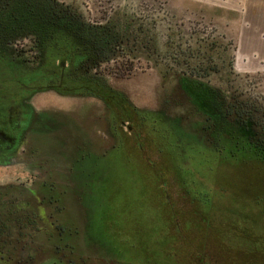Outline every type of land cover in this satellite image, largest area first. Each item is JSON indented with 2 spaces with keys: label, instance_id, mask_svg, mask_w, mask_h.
Instances as JSON below:
<instances>
[{
  "label": "rangeland",
  "instance_id": "obj_1",
  "mask_svg": "<svg viewBox=\"0 0 264 264\" xmlns=\"http://www.w3.org/2000/svg\"><path fill=\"white\" fill-rule=\"evenodd\" d=\"M56 1L89 22L114 18L122 59L87 73L107 85L96 88L93 98H61L55 90L31 98L43 109L40 116L52 111L58 127L48 134L49 146L36 147L32 164L40 172L1 168L0 184L34 181L12 200L17 209L26 208L22 214L36 210L42 230L30 243L36 228L26 229L19 216L0 220L6 222L0 226V264H264V151L240 130L216 137L205 131L210 122L200 105L162 79L147 60L146 40L132 39L137 19L144 27L158 21L161 39L168 32L162 19H172L183 34V52L196 44L190 41L186 50V34L202 32L217 47L227 46L224 53L214 51L223 55L211 84L264 102V31L257 42L246 37L249 30L241 39V11L228 19L221 5L191 0ZM225 53L232 56V74L220 66L229 59ZM11 58L0 53V97L36 79ZM42 71L38 87L56 81ZM69 86L75 94L83 89L74 78ZM106 121L115 124L120 143L111 139Z\"/></svg>",
  "mask_w": 264,
  "mask_h": 264
},
{
  "label": "trees",
  "instance_id": "obj_2",
  "mask_svg": "<svg viewBox=\"0 0 264 264\" xmlns=\"http://www.w3.org/2000/svg\"><path fill=\"white\" fill-rule=\"evenodd\" d=\"M111 19L104 24L89 22L82 12L56 0H0V53L11 55L13 64H21L23 73L29 74L43 68L46 69L44 74L53 72L51 65L61 72L60 64L54 65L55 62H68L71 77L76 82H92L106 88L103 80L86 77L83 70L101 69L113 58L122 59V53H118L120 46H116L120 44V37ZM162 21L167 25L165 39H161L164 33L158 30V21H151L144 27L137 19L134 24L132 39L146 40L144 46L150 50L147 60L158 67L163 80L172 81L178 92H186L200 105L199 112L206 122H210L209 126L203 127L205 131H212L216 137L224 131L240 130L255 150L264 151V102L246 98L244 93L233 95L230 88L225 90L210 82L209 77L220 72L216 68L217 58L227 51V46L217 47L216 41L213 43L199 36L202 32L190 31L186 34L188 41L184 43L189 45L185 49L191 50L190 41L194 40L196 44L193 51L183 52V34L176 29L172 19V22L166 18ZM145 47L142 45L143 50ZM216 48L223 53H214ZM61 50H65L66 55ZM228 58H223L220 66L232 74L233 59L232 56ZM227 82V85L231 84L229 79ZM215 146L217 148V144Z\"/></svg>",
  "mask_w": 264,
  "mask_h": 264
},
{
  "label": "flooded vegetation",
  "instance_id": "obj_3",
  "mask_svg": "<svg viewBox=\"0 0 264 264\" xmlns=\"http://www.w3.org/2000/svg\"><path fill=\"white\" fill-rule=\"evenodd\" d=\"M63 54L66 55L65 50H61ZM53 59H51L52 61ZM60 64V71L55 69L54 66L49 64V67L51 71L48 72V74H51V76H54L55 82H48L46 85L42 87H38V82L42 77L41 70H33L30 72L31 78L33 76L36 77L34 79L35 82H31L26 88L20 92H14L10 93L9 95H2L0 97V169L1 168H7L11 166H17L20 167L25 174L27 173H33L35 170L40 172L39 167L37 165H33L32 158L37 150L36 147L39 146V142L42 146H49L52 139L49 138L48 134L50 135L52 132V128H57L58 125L53 126L52 125V118L53 114L52 111L45 110L47 113L41 115L43 120L40 116V111L43 109L36 108L32 100L35 96L41 93H47L52 92V90L58 91L59 93H55L57 97L61 98H79V97H86V98H93L95 96L94 90L97 88H101L104 90L103 87H97L92 82H77V85L81 88H83L81 91H86L87 95H83L81 91L80 93H72L74 87H70V79L72 78V70L68 67V62H64L59 60L58 62H55L54 65ZM63 65V67H62ZM48 67V68H49ZM88 70V69H87ZM83 70V73L86 74V77H91L93 79H101L97 78V76H88L87 73L89 71ZM97 70V69H96ZM94 69V72H96ZM232 72H233V64H232ZM43 78V77H42ZM52 78V79H53ZM102 80V79H101ZM104 81V80H103ZM105 82V81H104ZM66 87H62L61 84H63ZM107 86V85H106ZM80 88V89H81ZM164 88V86H162ZM76 90V88L74 89ZM92 95H90V94ZM32 98V100H31ZM114 100V99H113ZM115 101V100H114ZM118 105V103H115ZM111 110V109H110ZM130 111V110H129ZM111 112L114 114V112L111 110ZM131 112V111H130ZM111 113V114H112ZM132 113V112H131ZM154 113V112H152ZM112 114V115H113ZM134 117L138 122L141 121L138 114H133ZM56 116V115H55ZM57 117V116H56ZM168 118V116H166ZM106 131L110 133L111 139H115L116 142L120 143L119 141V135L118 130L116 126L111 121V123H107L106 121ZM52 126V127H51ZM39 127V130L37 131V128ZM61 127V126H60ZM59 127V128H60ZM119 128V127H118ZM34 146H31V145ZM115 143L112 142V147ZM120 145V144H119ZM31 146V147H30ZM35 180V179H34ZM34 183V181L29 182V186ZM26 186L24 183H16V184H0V220H3V218H9L11 215L13 216H19L20 222L23 219L25 223V228L29 229V227H34L35 231V237H30V243H33L37 239V234L39 235V232L42 230L41 220L42 216H39L37 214L36 210H31V212H28L27 214H22L20 212H23L26 210L25 207L16 208L15 204H17V200H12L13 197L20 196L19 191L21 189L25 188ZM16 191L17 193L13 192ZM24 206L28 207L29 204H25ZM23 211H22V209ZM12 217V216H11ZM5 221H0V226H6ZM8 226V225H7ZM25 229V230H26ZM37 241V240H36Z\"/></svg>",
  "mask_w": 264,
  "mask_h": 264
},
{
  "label": "crops",
  "instance_id": "obj_4",
  "mask_svg": "<svg viewBox=\"0 0 264 264\" xmlns=\"http://www.w3.org/2000/svg\"><path fill=\"white\" fill-rule=\"evenodd\" d=\"M191 1L215 9L222 8V10L225 11V14L227 15L226 17L228 19L231 12L236 15L238 12L241 11L240 12L241 19L239 22L241 27L240 28L241 31L239 30L240 32L239 37L241 39L244 38L245 36L244 31L249 30L247 31L248 33L246 34V37L248 38V36H250L252 40L253 38H255V42H257L259 41L258 37H260V34H262L261 31H264L263 30L264 7L262 6L264 5V0H191ZM219 5H221V7H219ZM250 10L253 11V15L255 14L253 16L254 19L251 18L252 12Z\"/></svg>",
  "mask_w": 264,
  "mask_h": 264
},
{
  "label": "water",
  "instance_id": "obj_5",
  "mask_svg": "<svg viewBox=\"0 0 264 264\" xmlns=\"http://www.w3.org/2000/svg\"><path fill=\"white\" fill-rule=\"evenodd\" d=\"M62 67H63V65H62Z\"/></svg>",
  "mask_w": 264,
  "mask_h": 264
}]
</instances>
